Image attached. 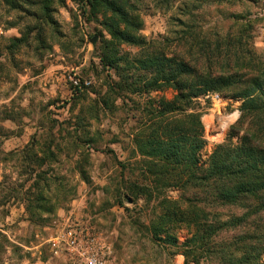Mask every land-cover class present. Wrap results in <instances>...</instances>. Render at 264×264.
<instances>
[{"label":"rangeland","instance_id":"obj_1","mask_svg":"<svg viewBox=\"0 0 264 264\" xmlns=\"http://www.w3.org/2000/svg\"><path fill=\"white\" fill-rule=\"evenodd\" d=\"M7 1L0 0V264H70L69 258L52 253L48 240L73 222L90 226L116 262L183 264L175 248L151 238L149 227L168 205L161 204L163 199L183 206L199 197V190L168 188L150 200L133 190L135 183L143 187L151 182L132 141L146 118L143 107L151 98L170 99L172 90L141 97L122 93L105 105L107 83L117 80L99 61L110 37L88 8L83 13L85 0L53 4L49 19L28 0H14L21 5L16 10ZM164 1L144 0L139 8L144 50L176 55L217 76L233 70L224 60L223 37L238 33L243 47L264 59V0ZM184 8L193 11V19L182 14ZM27 27L40 29L44 44L35 41V32L27 43L11 42ZM120 48L123 57L138 51ZM72 79L81 83L80 89ZM230 97L212 93L198 101L207 142L204 156L225 140L239 117L240 100ZM29 143L32 149L25 151ZM49 177L50 182L44 180ZM35 195L45 198L37 204L50 212L34 209L30 220L25 207ZM214 210L227 217L244 209ZM244 230L222 237L233 239ZM178 237L182 242L186 231L179 230ZM199 264L221 263L211 257Z\"/></svg>","mask_w":264,"mask_h":264},{"label":"trees","instance_id":"obj_2","mask_svg":"<svg viewBox=\"0 0 264 264\" xmlns=\"http://www.w3.org/2000/svg\"><path fill=\"white\" fill-rule=\"evenodd\" d=\"M143 1L85 0L83 13L88 8L89 16L110 37L105 41L99 61L114 71L117 80L107 83L105 105L113 104L122 93L141 97L165 89L173 92L170 99L151 98L143 107L146 118L132 141L142 157V171L151 182L143 187L135 183L133 190L146 200L168 188L199 190V197L195 195L183 206L163 199L161 204L169 203L162 206L157 221L150 224L151 238L175 248L184 257L183 264H199L211 257L221 264H264V223L261 222L264 215V59L244 48L246 43L238 33L223 37L224 60L233 70L217 76L200 72L195 64L176 55L148 52L139 34L142 19L138 12ZM153 1L163 3L164 0ZM170 1L174 0H167ZM7 2L12 9L21 7L14 0ZM28 2L36 5L47 19L51 18L53 4L64 5V0ZM185 8L182 14L193 19V11ZM31 15L37 16L35 12ZM33 29L27 27L11 42L27 43L35 32L32 35L35 41L44 44L41 30ZM121 45L138 51L131 57H123L119 53ZM217 46H222V42L218 41ZM212 93H225L240 100V114L225 140L204 156L202 151L207 142L198 101ZM26 149L30 151L32 143ZM79 174L85 178L82 169ZM50 179L44 180L50 182ZM44 200L43 196L35 195L27 201L25 210L30 220L36 214L34 209L50 212V207L37 204ZM219 207L244 210L238 215L221 217L214 210ZM241 228L245 230L240 236L222 237L223 233ZM182 229L186 237L180 242L178 233Z\"/></svg>","mask_w":264,"mask_h":264},{"label":"built area","instance_id":"obj_3","mask_svg":"<svg viewBox=\"0 0 264 264\" xmlns=\"http://www.w3.org/2000/svg\"><path fill=\"white\" fill-rule=\"evenodd\" d=\"M73 87L81 88V83L72 79ZM89 81H84L88 85ZM218 99V95H214ZM50 249L54 255L69 258L70 264H122L116 262L111 256L108 247L94 233L90 226L73 222L63 227L48 240Z\"/></svg>","mask_w":264,"mask_h":264},{"label":"water","instance_id":"obj_4","mask_svg":"<svg viewBox=\"0 0 264 264\" xmlns=\"http://www.w3.org/2000/svg\"><path fill=\"white\" fill-rule=\"evenodd\" d=\"M95 41H96V36L93 35V36L91 37V43H95Z\"/></svg>","mask_w":264,"mask_h":264}]
</instances>
